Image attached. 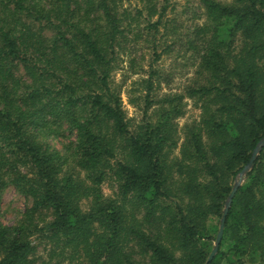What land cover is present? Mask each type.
<instances>
[{"label": "trees", "instance_id": "trees-1", "mask_svg": "<svg viewBox=\"0 0 264 264\" xmlns=\"http://www.w3.org/2000/svg\"><path fill=\"white\" fill-rule=\"evenodd\" d=\"M198 3L183 26L159 0H0V191L28 200L0 264H264V145L208 260L264 137V0Z\"/></svg>", "mask_w": 264, "mask_h": 264}, {"label": "rangeland", "instance_id": "rangeland-1", "mask_svg": "<svg viewBox=\"0 0 264 264\" xmlns=\"http://www.w3.org/2000/svg\"><path fill=\"white\" fill-rule=\"evenodd\" d=\"M163 4L167 5V14L168 16H175L177 19L182 22L183 26H188L191 22H193L200 12L201 9L199 7L198 0H159ZM196 21V20H195ZM184 31L183 27L182 30ZM177 47L169 53L167 56L163 58L161 61V65L163 69L168 73L173 74V81L170 84V88L173 91H178L181 89L182 84L185 80L191 75V70L188 67H183L182 58L177 54ZM179 51V50H178ZM176 52V53H175ZM139 55V53H138ZM126 59V58H123ZM122 69L118 70L115 74L116 81L124 80L127 84L129 83V78H135L130 71L127 70V62L126 64H121ZM21 73V70L17 72ZM123 89L126 90L124 87ZM163 91L167 90V86H163ZM122 100L124 103V107L126 109L128 117H135L139 119V112L132 105L127 102L125 91L122 93ZM199 114V110L193 105L192 101L188 100L185 108V113L182 117L177 120L178 127L182 128L186 123L197 119ZM62 141L60 138H47L48 144H50L53 148L58 150H62ZM65 141V140H64ZM103 191L106 195L110 194V190L106 185L103 187ZM28 200L23 196L19 195L12 187H6L5 189L0 191V222L5 224H11L18 219L19 214L23 210V208L27 205ZM84 208L86 204H83ZM38 253L41 255L44 253L43 247H38Z\"/></svg>", "mask_w": 264, "mask_h": 264}, {"label": "water", "instance_id": "water-1", "mask_svg": "<svg viewBox=\"0 0 264 264\" xmlns=\"http://www.w3.org/2000/svg\"><path fill=\"white\" fill-rule=\"evenodd\" d=\"M263 145H264V137H263V139H261L259 141L257 146L254 148L249 161L244 165V167L238 173L237 180H236L235 184L233 185V188H232L231 192L229 193V195H228V197H227V199L225 201V207L223 209L222 217L220 219L219 229H218V232H217V235H216V241H215L213 249H212V251H211V253H210L209 257H208V260L212 259V257L215 255V253H216V251L218 249V245H219L222 233H223L225 216L227 214L228 208L230 207V204H231L232 198L234 196V193H235V191L237 189V186L241 183V181L243 180L245 174L251 169V167L253 165V161L255 160L258 152L260 151V149H261V147ZM205 264H207V263H205Z\"/></svg>", "mask_w": 264, "mask_h": 264}]
</instances>
